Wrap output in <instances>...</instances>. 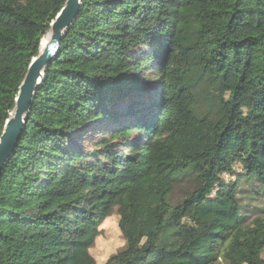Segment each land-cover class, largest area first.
Segmentation results:
<instances>
[{
    "label": "trees",
    "instance_id": "trees-1",
    "mask_svg": "<svg viewBox=\"0 0 264 264\" xmlns=\"http://www.w3.org/2000/svg\"><path fill=\"white\" fill-rule=\"evenodd\" d=\"M65 2L0 0V136ZM113 211L105 264H264V0H80L0 179V264H97Z\"/></svg>",
    "mask_w": 264,
    "mask_h": 264
},
{
    "label": "water",
    "instance_id": "water-1",
    "mask_svg": "<svg viewBox=\"0 0 264 264\" xmlns=\"http://www.w3.org/2000/svg\"><path fill=\"white\" fill-rule=\"evenodd\" d=\"M79 9L80 0H66L50 25V30L46 35L49 36L47 44L42 49L40 47L39 54L31 60L27 68L18 89L14 109L5 122L0 136V179L7 163L15 153L25 124V117L29 113L35 93L39 90L43 80V72L59 53L63 37L76 20Z\"/></svg>",
    "mask_w": 264,
    "mask_h": 264
},
{
    "label": "rangeland",
    "instance_id": "rangeland-1",
    "mask_svg": "<svg viewBox=\"0 0 264 264\" xmlns=\"http://www.w3.org/2000/svg\"><path fill=\"white\" fill-rule=\"evenodd\" d=\"M100 133L91 132L77 140L78 146L89 147L91 143L100 137ZM144 168L134 167L131 169L125 168L118 176L119 181L122 182L121 188H124L127 183H142L144 181ZM226 182L233 180L229 175L223 176ZM181 193L179 190L175 191V198H178ZM241 198H246L245 193L240 195ZM245 204H250L246 210H250L253 206L251 202L245 200ZM253 209V208H252ZM257 213H253L251 217H255ZM124 247V240L118 229V216L116 211H113L99 226V234L96 237L92 247L89 249L90 255L93 257L97 264H105L107 260L121 251ZM216 264H225L223 261L218 260Z\"/></svg>",
    "mask_w": 264,
    "mask_h": 264
},
{
    "label": "bare ground",
    "instance_id": "bare-ground-1",
    "mask_svg": "<svg viewBox=\"0 0 264 264\" xmlns=\"http://www.w3.org/2000/svg\"><path fill=\"white\" fill-rule=\"evenodd\" d=\"M48 40H49V36H46V38L41 41V45H40L41 49L47 44Z\"/></svg>",
    "mask_w": 264,
    "mask_h": 264
}]
</instances>
